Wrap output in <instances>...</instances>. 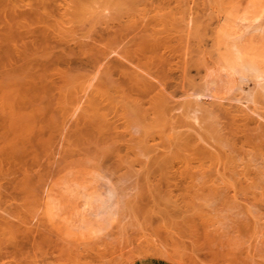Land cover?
Here are the masks:
<instances>
[{"label": "rangeland", "instance_id": "rangeland-1", "mask_svg": "<svg viewBox=\"0 0 264 264\" xmlns=\"http://www.w3.org/2000/svg\"><path fill=\"white\" fill-rule=\"evenodd\" d=\"M23 5L24 27L9 30L15 15L0 20V228L13 227L12 237L0 233V264H264V119L211 99L198 132L191 119L169 115L203 77L230 95L228 73L205 70L220 50L239 45L264 70V0ZM4 27L16 37L10 46ZM114 50L132 64L112 54L97 74L93 61ZM24 83L37 86L31 102L14 93ZM197 146L216 157L198 158ZM162 153V162L179 158L154 163ZM227 161L251 178L236 198L189 178ZM107 186L119 193L118 214L97 235L93 197Z\"/></svg>", "mask_w": 264, "mask_h": 264}, {"label": "bare ground", "instance_id": "bare-ground-1", "mask_svg": "<svg viewBox=\"0 0 264 264\" xmlns=\"http://www.w3.org/2000/svg\"><path fill=\"white\" fill-rule=\"evenodd\" d=\"M23 3H24V0H0V20H3V18L9 19V17L11 19V16L15 15V17H12L13 19L11 21H9V30L15 28L18 24L20 25V23H22V21H23V25L21 24L22 26H20V27H24V25H26V23L24 24V22L28 21L29 13L25 10H24V12H22L23 10L19 11L25 7L23 5ZM102 8H103V10H102ZM102 8H101L102 13L100 12L102 15H104L106 12L107 13L110 12V8H104V6ZM189 8H191V7H189ZM191 9L188 10V13L192 12ZM33 10H36V9H33ZM8 12H10L9 13L10 15H8ZM187 17H189V16H187ZM10 22H11V24H10ZM192 22H193L192 19L189 18L187 21V25L189 26L190 23H192ZM5 24L8 25L7 22ZM6 28H7V26H6ZM6 28L4 30L7 32V35H5L3 32L4 36L3 35L2 36L5 38H2V39H4V40L6 39L5 43L6 44L8 43L7 46H10L11 44H13L12 42H14L16 37L11 35V34H13L12 32H11V34H9L10 31L6 30ZM14 44H16V43H14ZM7 53H9V52H7ZM103 54H102L103 57L100 56L99 59L97 58L93 61V67L96 68L97 74L100 72L99 73L100 75L102 73V71H100V70H102L101 68L103 66L107 67L108 66L107 64H111V62L113 61L112 59L109 60L110 56L112 54H117L118 56H121L122 59L127 60L125 57L120 55L118 51H115V50L112 52L110 51L109 54L107 52L103 53ZM215 56H217V58H215V60H214ZM215 56L214 57L212 56L213 59L211 57V59L214 61H212L210 64L206 65V67H205L206 73L211 71L214 67H217V66H219L222 70L226 71L228 73V76L226 74L225 75L228 78H230V80L233 82V87L230 86V89H229L228 86L226 85L227 82L225 83L226 80L225 81L222 80V82H223L222 88L224 89V91L229 89L230 95L226 97V96H221L219 94H216L213 91L212 86L214 83L217 82V79H213L209 83L208 81H205V79L203 77L201 79L200 83L194 84L193 86L186 88L182 97L187 99V101H185V102H179V101L172 102V107L170 108V111H169V115H170L171 120H174L176 118L191 119L193 121L194 125L198 126V128H196L195 126L191 127V128L194 129V132L195 131L198 132V129L200 128L199 126L202 124V122L199 118V113L202 111V107L204 105L206 106V104L207 105L209 104V106H210L211 104H213V102L214 103L215 102L221 103L220 101L224 102L226 100H230V101H232V103L233 102H239L240 104L239 103H236V104L237 105H243L244 107H246L245 109H250L249 111H252L251 112L252 114L254 113V115H257V117L259 116L260 119L261 118L264 119V116L262 115L263 113L261 114L258 112V108H260V107L257 108V106H261L262 104L263 105L260 108V112L263 111L261 109L264 108L263 107L264 106V70L260 66H258L255 62L245 60V58H244L245 56H244L243 51L241 50L239 45H236V44L234 46H232L231 51L229 50L227 52H222L220 50L218 52V55H215ZM127 62L131 63L128 60H127ZM108 69L109 68H106L105 71H107ZM55 70L58 71V69H55ZM90 78L93 80L95 79L94 77L93 78L90 77ZM250 82L253 83V86L249 85ZM33 84H36V83H33ZM36 88H37V86H34L32 84H29V83H26V84L24 83V85L21 86V89H19V90L17 89L14 92L15 95H16V93L18 94L17 95L18 98L16 97L18 99V102H19V100L24 101V102H31L34 99V97L37 96V92H34V90ZM19 91L20 92L22 91L24 94H22V92L20 93ZM83 95H85V94H83ZM83 95H81L82 97H80V99L85 98ZM182 97H180V98H182ZM173 98L175 99V97H173ZM14 99L15 98H13V101H14ZM205 99H208V100L211 99V101L213 100V102H209V103L206 101L202 102ZM78 101H79V98H78ZM18 102L16 101L15 103H18ZM249 104L254 105L255 109L254 108L251 109V106H248ZM213 105L215 106V104H213ZM216 105H218V104H216ZM78 106H81V104L79 105V103H78ZM187 108H190V109H187ZM208 108L206 110L211 109V107L209 109ZM76 109H74L73 111L77 113V110L79 108L77 110ZM203 110H205V109H203ZM242 110H243V108H242ZM176 112H178V113H176ZM211 114H212V111H211ZM211 114H209V115H211ZM74 115H75V113H72V115H70V117H69L70 119L68 120L69 122L67 120L65 121L66 126H68L67 123L68 124L70 123L71 116L73 117ZM64 126H65V123H64ZM66 126L63 128L65 129ZM190 126H192V124H190ZM171 139H172L173 143H177L181 147H187L188 144L191 145L187 138L173 137ZM194 150H195V153L198 156V158H199V153H200V155H203L206 157L210 156V158H213V159L216 157L215 154L210 149L207 151L206 150L203 151L201 148H199V146H197V147H194ZM164 155L165 154L162 153V154H160L159 157H156L154 160V163L169 165V164H172L175 159L179 158L178 156H173L171 158H166L167 160L162 162L161 157ZM219 166L221 168H217ZM239 175H244L245 178L239 179L238 178ZM204 177L208 178V183L215 182L219 186L223 185V186H221V188H219L217 186L218 189L213 187V189H212L213 192L223 193L226 190H229L232 188V191L229 193L235 194L233 196L234 198H236V194H238V192L242 189V187L248 181L251 180L249 175L245 174L242 171L237 170V164L235 162H232V161H227V162H223V163L218 162L213 168H210L209 170H206V171H203L200 173L198 172V173L190 174L189 178H191L194 181V180H197L198 178H204ZM220 183H222V184H220ZM247 185L250 186V184H247ZM42 192L44 193V191H42ZM118 194L119 193L117 192V190H115V188L110 186V187L106 188L103 192L101 191V193L94 195L93 200L98 201V205L95 207V209L93 211V214H95L97 217V223L93 226V231L97 235L99 233L105 232L108 228H110L111 223L114 221L116 215L118 214L117 213L118 212V203H119L117 200ZM40 196H42V195H40ZM42 198L44 200V197H41V199ZM169 201H170V203L168 205H170V206H167L165 204V206H167L166 208H171V206H173L174 209L171 208V209H173V211H171V212H177L179 209H175V207H174L175 203L173 204L172 200H169ZM42 202H44V201H42ZM166 202L168 203V201H166ZM171 203L173 205H171ZM41 205H42V203L39 206H41ZM42 208L45 209L44 207H41L39 209L43 210ZM175 210H177V211H175ZM171 212L169 211L168 213H171ZM34 216L37 218L36 215H34ZM14 219H16V218L14 217ZM33 222L31 220L30 224L32 225ZM8 226H10V225H7L6 227L0 228V233L5 238L7 236L12 237V235H13V232H12L13 227H11L12 229H10V227H8Z\"/></svg>", "mask_w": 264, "mask_h": 264}]
</instances>
